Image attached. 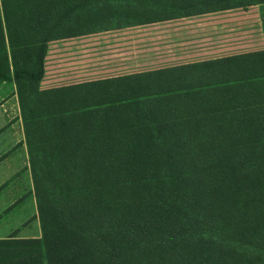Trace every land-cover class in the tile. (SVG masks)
<instances>
[{"label": "trees", "instance_id": "16d2710c", "mask_svg": "<svg viewBox=\"0 0 264 264\" xmlns=\"http://www.w3.org/2000/svg\"><path fill=\"white\" fill-rule=\"evenodd\" d=\"M258 4L0 0L37 264H264L262 52L40 85L51 42Z\"/></svg>", "mask_w": 264, "mask_h": 264}, {"label": "rangeland", "instance_id": "374dc122", "mask_svg": "<svg viewBox=\"0 0 264 264\" xmlns=\"http://www.w3.org/2000/svg\"><path fill=\"white\" fill-rule=\"evenodd\" d=\"M180 23H184V21L178 20L163 24L159 23L157 26L134 27L122 29L119 32L87 36L85 40L88 44L95 43L99 39L98 49L95 50L97 55L94 58L65 59L66 56H61L63 50L59 44L50 45L49 49L52 52L49 53L50 58L46 59L45 74L40 85L42 88L59 87L110 76L137 73L156 68L159 65L164 67L169 64L167 54L168 57H171V52L177 50V46L161 47L163 45L160 41L158 42L159 36L162 37L163 30L169 31L172 28L183 26ZM151 27L156 28L151 29ZM167 33L166 39L173 40L174 37H177L168 36L170 32ZM145 34H147V38L144 36ZM158 46L160 47L158 48ZM76 48L77 45H75ZM86 48L84 46L80 50ZM178 51H174V53H178V56L183 53L182 56H185L188 49L183 48ZM55 53L60 54V56L54 62L52 60H55V58L51 55ZM81 54L86 55L88 53L83 52ZM185 59L182 58L179 61H187ZM79 60L88 61L82 63ZM173 63L175 62L173 61ZM11 84L6 83L5 85L4 83L3 89L6 90L7 86L11 88ZM13 89L17 95L14 86ZM15 109H17L16 106ZM20 116L18 110L12 125L9 126L4 125V118L0 116V154L8 152L9 145L13 144V147L17 145L15 138H20L17 147L0 162V182L4 181L7 184L0 189V202L3 203L0 205V214H4L5 231L7 230L6 224L17 225L26 218V222L21 226L19 225V231L20 234H27L26 232L35 227L36 207L32 193L33 187L29 186L32 181L29 178L28 168H26L28 156ZM17 121L19 122L17 123Z\"/></svg>", "mask_w": 264, "mask_h": 264}, {"label": "crops", "instance_id": "0c3cea01", "mask_svg": "<svg viewBox=\"0 0 264 264\" xmlns=\"http://www.w3.org/2000/svg\"><path fill=\"white\" fill-rule=\"evenodd\" d=\"M178 20L184 21V23H180L183 24V26L172 28L169 31L163 30L162 37L159 36L160 39H158V42L160 41L161 45H163L161 47L177 46V50H173L171 52V57H168L167 54V61H169V64L164 67L213 60L253 52H262L264 54V4L248 6L245 8L208 12L139 26L121 27L106 31L92 32L51 42L48 44V49L50 45L54 46L59 44L63 50V54L61 56H66L65 59H78L84 57L94 58V56L97 55L95 50L98 49L97 45L99 39L95 43L88 44L85 40L87 36L101 33L119 32L122 29L134 27L150 25L157 26L159 23L163 24ZM153 28L156 27H151V29ZM167 32H170L168 36L177 37H174L173 40L166 39V35L168 34ZM144 36L147 38V34ZM75 45H77L76 49ZM84 46L87 48L85 50H80V48ZM159 47L160 46H158V48ZM179 48L188 49L186 52L187 54L182 56L183 53H181L178 56V53H174V51L179 52ZM48 49L45 57V64H47L46 59L50 58L49 53L52 52L50 49L48 51ZM83 52L88 54L82 55L81 53ZM59 56L60 54L57 53L51 55V57L55 58V60L52 61L55 62ZM182 58H187L185 59L187 61H179ZM79 61L83 63L88 60ZM173 61L175 63H173ZM164 67L159 65L153 69ZM10 86L11 88L7 86L6 90H4V83L0 84V116L4 118V125L7 124V126L12 125L14 118L17 116V111L19 110L17 95L13 89L14 84L12 83ZM15 106L18 110L15 109ZM18 122L19 121H17V123ZM15 142H17L18 145L20 138H15ZM17 145L14 147L13 144L9 145V148H7L8 152L2 155L0 154V162L5 156L9 155L13 149L17 147ZM23 166L25 165L23 164ZM26 168H28L27 170L30 176L27 159ZM29 178L31 180V177ZM5 185L7 184H5L4 181L0 182V188H3V186L5 187ZM29 186L32 188V182ZM2 204L3 203L0 202V205ZM3 217L4 214H0V264H37L35 259L39 247L37 240L41 238V231L37 217L34 216L35 227L31 231L26 232L27 234H20L19 231V225H23L26 222V218L17 225L6 224L5 226L7 227V230L5 231ZM40 264H44V261H41Z\"/></svg>", "mask_w": 264, "mask_h": 264}]
</instances>
